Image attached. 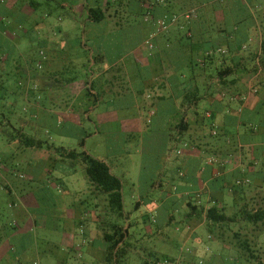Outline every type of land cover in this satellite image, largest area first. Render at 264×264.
Segmentation results:
<instances>
[{
    "label": "crops",
    "instance_id": "1",
    "mask_svg": "<svg viewBox=\"0 0 264 264\" xmlns=\"http://www.w3.org/2000/svg\"><path fill=\"white\" fill-rule=\"evenodd\" d=\"M85 1L79 0L71 10L78 11ZM140 1L141 9L144 8L149 15V19L138 27L142 31L141 43L111 67L104 63L95 68L92 75L94 79L101 77L98 89L103 94L99 95L96 90L87 92L83 82L61 85L50 89L51 106L70 120L74 114L90 118L92 110L100 105L102 99L118 92L117 97H130L140 111L137 117L125 121L130 131L140 130L142 109L148 110L149 122L162 116L170 141L168 144L179 154L173 157L162 155L156 175L149 181L150 192H155L147 201L153 211L163 213L164 223L153 233H145L144 237L148 241L163 238L166 249L150 248L146 251L149 254L145 261L151 264L156 257L167 256L174 259V264H199L201 259L203 264H234L237 250L220 241V244H215L216 239L208 230L203 208L216 203L232 206L241 198L239 190L250 197L254 188L264 189V67L255 70L254 66L246 63L253 58H264V0H238L243 4L236 8L214 0L203 4H192L186 0H160L161 4L155 0ZM63 4L68 5V2ZM11 10L19 12L18 19H11L14 26L19 27L18 32H27L19 21L22 16L27 17L32 25L40 22L37 28L53 25L46 19L48 16L38 17L28 0H0V17L8 19ZM185 10H196L198 15L186 19L182 14L170 29L157 33L153 39L154 46L150 48L146 42L151 33L157 32L156 18ZM126 25L132 36L136 29L131 23ZM7 35L0 33V48L16 43L14 46L22 49L23 34L9 31ZM2 58L5 56L0 53V60ZM0 71L5 73L7 67H0ZM26 76L23 77L26 79ZM6 85L10 91H18L11 100L14 104L18 93L27 101L32 98L30 92L33 90L28 85V88L18 86L10 78ZM30 86L33 87L32 84ZM32 96L35 100L36 96ZM77 101L81 104L79 110L74 111L73 103ZM87 108L90 109L85 112ZM58 112L38 107L37 117H52ZM4 159L0 163V171L7 170ZM82 167L85 171L84 164ZM110 169L113 173L112 167ZM174 169L176 175L171 173ZM8 170L11 176L19 177L17 171ZM33 170V164H29L25 175L32 181L35 179L31 173ZM181 172L183 175L179 174ZM75 173L76 169L70 168L66 169V175L53 176L56 188L61 192L62 209L70 204L69 196L81 193L72 189L66 179ZM11 176L7 178L0 174V257L15 249L10 243L12 239H4L2 221L11 217L15 219L16 212L11 207L25 201L28 191L33 190L22 187ZM248 179L249 182L237 183ZM122 181L124 183V179ZM127 183L137 187L135 182ZM94 189L99 193L100 190ZM157 190L159 192L156 193ZM10 196H13L12 200ZM144 200L142 195L135 200L137 209L146 202ZM6 201L7 207L3 205ZM190 203L198 205V209L194 211ZM60 216H64L65 227L70 230L75 227L84 234L92 232L91 239L87 240L90 244L87 253L92 258L109 260L110 244L99 247L93 237V233L99 231L100 215L86 212L70 216L62 211ZM157 218H153L154 223ZM125 221L124 227L129 229L125 249H130L139 240L136 234L131 233L134 223L129 219ZM113 223L110 221L108 227ZM68 234L74 238L73 234ZM23 236L22 228L12 233V237L20 240H24ZM181 242L185 249L178 250ZM76 252L75 246H65L56 264H67L69 257L83 255L81 251ZM19 258L21 256L18 264H43L37 259L31 262L30 259Z\"/></svg>",
    "mask_w": 264,
    "mask_h": 264
},
{
    "label": "rangeland",
    "instance_id": "2",
    "mask_svg": "<svg viewBox=\"0 0 264 264\" xmlns=\"http://www.w3.org/2000/svg\"><path fill=\"white\" fill-rule=\"evenodd\" d=\"M38 1L44 3L41 7L34 10V13L38 17L45 18L47 9L57 6L56 3L60 0ZM186 1L192 4H201L207 0ZM182 5L184 6L185 4ZM181 12L176 13L181 16L186 12L182 15L184 17L190 13V18H192L190 11L185 10ZM18 15V11L11 10L8 13V19L5 21L8 23L11 19H18ZM19 19L24 29H31L33 33L30 32L31 34L23 36L21 39L23 46L20 50L19 47L14 46L16 43L12 39L15 44H12L7 49L2 47L3 51L5 50L12 58L11 61L13 63L11 62L10 65L14 67H11L13 69L11 73V80L13 82L18 76L17 66L20 67L21 64L23 66L25 60L31 54H34L31 48L38 46L35 39L36 34L44 36L49 40H58L67 33L74 38L79 28V21L73 18L69 11L61 8L55 10L51 16L46 17L53 24L48 25L46 28L44 26L42 28H32L31 22L27 17L25 19L22 16ZM20 32H18V29L13 31V33L18 35L23 34ZM95 35L94 33L93 37ZM7 36L9 37V35ZM119 38L115 36V38L106 41L101 40L102 42H100L103 44V47H107L110 51L122 39ZM125 38L126 36H124ZM24 67L26 68V66ZM75 71L80 80L71 82V86L82 82V69L79 67ZM34 72L33 69H29L28 78H21L24 80V88L28 85L30 89L34 90L30 92L32 98L29 97L31 99L28 101L26 97H19L20 93H18V98L15 102L18 112L13 114V121L16 123V126L22 127L24 132L31 137L46 140L47 143L54 144L57 147L63 146L78 152L85 150L96 157L106 159L108 165L112 167L113 173L124 179V209L129 220L134 223L131 233L136 234L139 240L138 242L135 241L133 248L126 249L127 253L122 263L145 264V260L149 254L146 253L147 250L153 247H158L160 250L162 248L166 249V246H164L165 242L162 243L163 238L148 241L144 237L145 233H153L158 226L164 223L163 213H158V210L153 211L151 204L147 201L151 198L152 193L155 192L154 190L152 193L150 192L149 181L155 177L159 162L162 161V155H171L173 157L179 154L171 144H168L169 140L165 131L166 126L163 117L158 116L154 118V121L149 122L148 110L142 109L140 113L142 115L140 130L130 131L129 124H126L125 121L130 118L132 119V117H137L140 111L130 97L119 98L116 96L118 92H114L112 96L102 99L100 105L95 107L94 111L92 110L90 118L74 114L70 117L74 119L72 121L69 117L66 118L60 115L58 110L51 106V101L46 96L48 91H37V86L35 87L37 83L31 78V74H34ZM73 74L74 69L69 67L66 72V78H70ZM32 94L37 96L35 100L38 102L34 100ZM129 94L125 95L130 96ZM11 100L12 98L8 99L7 102L10 103ZM80 104L79 101L74 102L72 109L74 111L79 110ZM32 106L58 113L52 115V117L44 115L37 117V114L31 115L29 112ZM110 112H113V114L110 115ZM1 120L2 115L0 114ZM11 132L12 130L7 125H0V159L5 158L4 160L7 164V170H1L0 174L2 177H10L11 174L8 169L15 170L17 173H14L20 178H16L13 174L11 179L14 181V178H16V183H20L24 188H33V190L27 189L29 191L26 194V200L21 201L15 207H11L16 212V218H6L2 221L4 239H12L10 243H13L12 246L16 249V252L15 249L8 250L5 256L0 257V264H18V257L20 256V260L30 259L32 262L37 259L43 264H56V259L63 253V248L67 245H73L77 248V252H83V255L79 254L78 256L76 254L69 257L67 264H115L110 259L106 261L100 257L92 258L87 253L90 245L88 241L92 237V232L90 233L89 231L84 234L75 227L70 230L69 227H65L64 216H60L62 211H66L67 215L70 216H77L80 213L85 214L86 212L90 215H100L98 222L99 231L94 232L93 237L96 238V244L99 247L110 244V242L104 239L103 234L105 232L113 233V229L112 227H108V223L110 221L115 222L117 217L110 208L107 193L103 191H99L98 193V191H95L93 183L89 179H86L87 175L82 167V161L80 159L63 158L57 153L49 152L46 145L40 149L23 146L19 141L10 143ZM90 133L91 136L89 137ZM83 139L86 141V144L82 146L81 141ZM29 164H33L34 166V170L31 172L35 176L33 181L25 176ZM70 168L76 169V173L74 176L67 177L66 179L70 182L69 184L72 189H78L81 193L69 196L70 204L67 208L62 209L61 192L56 188L53 176L65 174L66 169L69 170ZM171 173L176 175V169ZM49 182H52V184H49ZM127 182H135L137 187L133 188V185ZM139 195H142L146 202L142 204L141 208L137 209L135 200L139 198ZM10 199L12 200L13 196H10ZM3 205L7 207V201ZM155 217H158L156 223L153 222V218ZM17 228H22L24 240H20L19 237H12V233ZM68 233L73 234L74 238L71 239ZM216 242L219 243V240H215V244ZM181 243L180 247L177 248L178 250L185 249V246ZM175 250L172 251L174 252Z\"/></svg>",
    "mask_w": 264,
    "mask_h": 264
},
{
    "label": "trees",
    "instance_id": "3",
    "mask_svg": "<svg viewBox=\"0 0 264 264\" xmlns=\"http://www.w3.org/2000/svg\"><path fill=\"white\" fill-rule=\"evenodd\" d=\"M65 1L68 2V5L63 4ZM155 1L161 4L160 0ZM215 1L227 5L231 4V7L234 8L243 4L238 0ZM28 2L33 10L38 9L44 3L38 0H28ZM77 2L79 0H60L57 1V6L48 8L45 12L46 17L51 16L58 8L69 11L71 16L80 22L76 37L72 38L67 33L58 40H49L36 34L35 39L38 46L31 48L34 54H31L25 60L26 68L22 64L20 67L17 66L18 78H23L25 74L28 78L29 69L35 71L34 74H31V78L37 83L35 87L37 86V91H48L46 95L48 100L51 96V88L70 85L71 82L80 80L75 71L79 67L83 71L81 81L86 85L87 92L96 90L99 95L103 94V91L98 89L101 77L96 79L92 77L95 68H100L104 63H108L111 67L138 46L142 41V31L138 27L144 23L145 19H149L148 11L144 8L141 9L140 0H87L81 3L83 5L81 9L72 11L71 9L75 7ZM132 2L134 3L132 4ZM190 12L191 17L198 15L196 10ZM5 20L7 18L0 17V33L7 35L9 31L13 32L19 28L14 26L12 20L8 23ZM39 23L31 24L32 28H37ZM112 23H114L113 26ZM130 23L136 29L132 36L129 35L126 25ZM26 31L23 36L31 34L30 32L33 30L26 29ZM94 33L96 35L93 37ZM115 36L122 38H119L120 42L116 44V47L111 48L110 51L107 47H103L102 41L115 38ZM124 36L127 39H124ZM9 46H12V44H7L5 48L7 49ZM0 53L5 56L0 60V67H7L5 73L0 71V114L2 115L0 125H7L12 130L9 142L19 141L23 146L40 149L46 145L49 152L57 153L63 158L80 159L82 161L85 172L94 187L107 193L110 208L117 217V221L112 225L113 233L105 232L103 236L106 241L110 242L109 259L113 260L115 264H123L122 262L127 253L125 249L127 245L126 237L129 235V229L124 227L126 222L124 220L129 219V217L124 209V183L122 179L111 172L110 166L102 158L96 157L85 150L78 152L63 146L57 147L54 144L47 143L46 140L27 135L22 127L16 126L12 116L18 112V109L14 102L8 103L7 100L15 96L17 92L10 91L8 85H6L9 78L11 79L12 68L14 67L10 65L12 62L10 55L2 48H0ZM246 63L258 70L260 67H264V58H253ZM69 67L74 69V74L70 78H66ZM18 78L14 83L23 86L24 80L18 81ZM32 84L34 83L32 82ZM37 109V106H32L29 112L31 115H36ZM89 109L87 108L85 112H88ZM84 143L85 140L83 139L81 145L83 146ZM2 161L3 159H0V163ZM252 192L253 194L250 197H246L239 190V193H242L241 198L232 206L216 203L208 208H203L207 227L212 237L237 250L236 263L234 264H264V189L257 187ZM190 205L194 211L198 209V205H192V203ZM164 259L174 262L173 258L164 256L156 257L151 263ZM145 264H150V262L146 261Z\"/></svg>",
    "mask_w": 264,
    "mask_h": 264
},
{
    "label": "built area",
    "instance_id": "4",
    "mask_svg": "<svg viewBox=\"0 0 264 264\" xmlns=\"http://www.w3.org/2000/svg\"><path fill=\"white\" fill-rule=\"evenodd\" d=\"M181 16H179L178 14L176 13H171V14H167L163 17H160L156 20V25H157V32L155 33H151L148 40H147V44L150 48H152L154 46L153 44V39L156 37L157 33L158 32H161V31H166L168 29H170V27L172 25H174L175 23H177L179 21ZM185 18L186 19H189L190 18V13L189 14H186L185 15ZM180 175H183V173L181 172ZM242 182H249V180H238L237 183L240 184ZM176 188V187H175ZM186 194H189V193H186ZM189 253H191L192 251L191 250H188ZM204 263V260L201 259L199 261V264H203ZM153 264H174V262L168 260V259H164V260H161V261H158V262H155Z\"/></svg>",
    "mask_w": 264,
    "mask_h": 264
}]
</instances>
